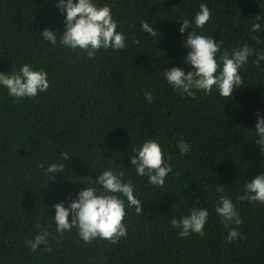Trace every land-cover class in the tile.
<instances>
[{"label": "trees", "instance_id": "16d2710c", "mask_svg": "<svg viewBox=\"0 0 264 264\" xmlns=\"http://www.w3.org/2000/svg\"><path fill=\"white\" fill-rule=\"evenodd\" d=\"M99 2L111 7L128 39L124 49H99L89 58L40 38L45 27L63 30L51 0H0V70L29 63L44 68L49 80L47 91L32 98L14 100L0 91V264H264V203L237 199L244 181L264 171L248 130L255 111L264 114V66L250 58L241 69L243 84L228 100L215 92L180 96L162 78V69L180 66L186 51L176 20L191 18L201 2L210 9L203 33L218 38L222 48L244 42L264 47V31H248L259 0ZM141 20L158 29L157 40L141 31ZM147 91L151 103L144 100ZM147 138L161 144L172 167L160 188L127 168L130 150ZM181 138L192 149L183 156L176 149ZM61 151L73 156L65 179L60 173L47 178L44 168ZM120 166L142 203L139 215L126 207L127 235L117 243H85L72 230L53 239L51 204L74 195L99 170ZM218 186L242 220L229 225L238 228L232 242L224 240L228 229L214 213ZM193 207L209 209L204 235L181 238L169 218ZM37 223L51 233L50 251L25 246Z\"/></svg>", "mask_w": 264, "mask_h": 264}, {"label": "clouds", "instance_id": "9594fccd", "mask_svg": "<svg viewBox=\"0 0 264 264\" xmlns=\"http://www.w3.org/2000/svg\"><path fill=\"white\" fill-rule=\"evenodd\" d=\"M51 3L62 17L63 30L54 27L39 30L40 38L49 45L59 44L77 54L84 52L89 58H93L99 49L110 48L116 51L126 47L128 38L119 30L118 17L110 11L111 7L107 3H100L99 0H51ZM262 4L264 0H259L260 13L255 14L250 23V33L264 31ZM209 18L210 9L207 3L201 2L198 11L191 18L184 16L176 20L180 24L178 33L186 51L181 57L180 66L162 69V78L177 95L194 97L197 92L204 95L215 92L228 100L234 90L243 84L241 69L249 63L250 58L254 57L251 63L256 67L264 66V47L253 48L244 42L230 49L222 48L218 38H214L211 33H203V26ZM140 29L156 40L160 35V32L157 35L158 29L147 20L140 21ZM251 39L257 45L260 44L258 36L253 35ZM135 42L133 39V43ZM47 75L44 68L34 67L29 63L21 64L18 69L11 66L10 71L0 70V91H6L7 96L14 100L35 97L38 93L47 91ZM144 100L152 102L151 91L144 93ZM255 116V126L248 129L249 135L255 138V144L264 158V114L257 109ZM176 149L182 156L192 150L190 143L183 138L176 141ZM130 151L133 155L128 160L127 168L134 170L138 177H146L147 183L152 187H162L172 167L161 144L156 139L147 138ZM72 157L68 151H61L59 157L48 162L44 168L47 178L54 179L56 173H60L64 178L66 164ZM123 168H103L90 182L83 180L85 186L79 188L74 195L69 193L63 199L54 201L51 204L54 213L48 215L54 225L55 236L52 238L58 239L72 230H75L78 238L85 243L95 239L117 243L120 238L125 237L126 207L139 215L142 213V203L134 194L132 181L125 178V173L121 170ZM215 190L219 195L213 205L214 213L228 229L224 240L235 241L238 228L229 225L239 226L242 220L229 196L220 194L224 189L218 186ZM237 199L264 203V171L260 170L250 180L244 181L243 190ZM208 216V208L193 207L179 218L171 216L168 223L178 230L177 235L181 238L188 237L190 233L202 236ZM34 227L37 230L30 238L25 239V246L29 251H36L40 247L50 251L49 229L39 223Z\"/></svg>", "mask_w": 264, "mask_h": 264}]
</instances>
